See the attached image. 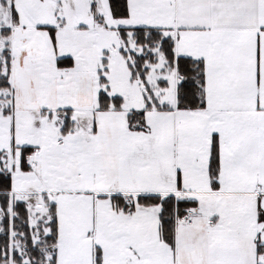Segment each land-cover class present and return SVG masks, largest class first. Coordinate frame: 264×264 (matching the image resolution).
I'll return each mask as SVG.
<instances>
[{"label":"snow or ice","instance_id":"obj_1","mask_svg":"<svg viewBox=\"0 0 264 264\" xmlns=\"http://www.w3.org/2000/svg\"><path fill=\"white\" fill-rule=\"evenodd\" d=\"M0 264H264V0H0Z\"/></svg>","mask_w":264,"mask_h":264}]
</instances>
